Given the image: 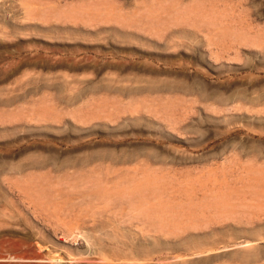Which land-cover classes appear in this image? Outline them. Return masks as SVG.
Wrapping results in <instances>:
<instances>
[{"label":"rangeland","instance_id":"374dc122","mask_svg":"<svg viewBox=\"0 0 264 264\" xmlns=\"http://www.w3.org/2000/svg\"><path fill=\"white\" fill-rule=\"evenodd\" d=\"M0 264H264V0H0Z\"/></svg>","mask_w":264,"mask_h":264},{"label":"bare ground","instance_id":"6f19581e","mask_svg":"<svg viewBox=\"0 0 264 264\" xmlns=\"http://www.w3.org/2000/svg\"><path fill=\"white\" fill-rule=\"evenodd\" d=\"M82 94H83V92H82ZM81 96H82V95H81ZM83 96H85V95H83ZM83 96H82V97H83ZM85 98H86V96H85ZM81 99H82V98H81ZM81 99H80V100H81ZM82 102H83V101H82ZM80 103H81V102H80ZM59 106H60V105H59ZM85 109H86V107H85ZM127 113H128V112H127Z\"/></svg>","mask_w":264,"mask_h":264}]
</instances>
